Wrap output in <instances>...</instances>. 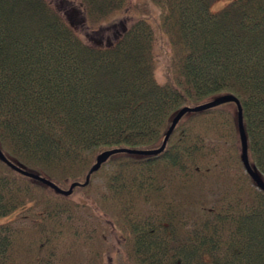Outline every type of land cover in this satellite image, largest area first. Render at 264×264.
<instances>
[{"label":"trees","instance_id":"16d2710c","mask_svg":"<svg viewBox=\"0 0 264 264\" xmlns=\"http://www.w3.org/2000/svg\"><path fill=\"white\" fill-rule=\"evenodd\" d=\"M214 1L139 0L136 16L110 23L128 0H0L4 156L67 189L102 151L156 149L181 108L232 95L264 181V0L212 12ZM61 3L106 39L84 42ZM154 25L170 48L162 83ZM209 140L229 147L218 155ZM99 171L98 210L124 232L130 264H264V192L241 162L235 103L187 112L163 151L113 154L89 183ZM86 186L61 195L0 160V217L16 212L0 224V264H102L101 247H83L110 225L87 232L72 216V194ZM22 210L28 225L14 224Z\"/></svg>","mask_w":264,"mask_h":264},{"label":"rangeland","instance_id":"374dc122","mask_svg":"<svg viewBox=\"0 0 264 264\" xmlns=\"http://www.w3.org/2000/svg\"><path fill=\"white\" fill-rule=\"evenodd\" d=\"M138 1L139 0H128L126 10L125 9L119 10L118 12L114 13L113 16L109 17V20L111 21L110 23L118 22L119 20L126 18L128 15L136 16L137 12L134 10L133 6ZM228 2L229 0H216L212 4H210V11L217 12L221 10L223 7H225L228 4ZM60 6L63 7L62 10H65L67 12L66 13L67 20L78 31V34L80 35V37L83 39L84 42L88 44H95L99 42L100 39L103 40L106 39V36L102 38L99 29L97 31L90 32V28L82 25L83 23L82 14L79 12V10H77L75 6L67 7L65 3H61ZM108 21L104 20L102 25L104 26L108 24ZM154 28H155V36L153 42L154 75L156 81L158 83H162L164 81V75H163L164 64L166 62V56L170 53V48L164 35L157 29L155 25ZM210 143H211V147L213 148L220 147V151L218 152V155L222 153L224 154L227 148L229 147L227 141L224 143L215 140H209L207 144L210 145ZM214 179H216V177L211 176L209 180L214 183ZM219 180L221 182L222 178L220 177ZM213 186L215 187V185ZM215 190H218V187ZM105 197H106L105 178L104 175L102 174V171L98 172V174L91 180L88 186L84 188H77L76 191L72 194V199L74 200V202L77 203L76 209L72 214V216L77 221V225L79 226V229L81 227L82 229L87 227V232H89L93 228L96 229V231H101L103 230L101 229V227H104L103 225L105 223H108L110 225L109 228H105L103 231L97 233L98 234L97 243H95L94 241V246H90V247L84 246L83 251L87 250L86 252H88L89 249L93 248V250H95L98 249V247H101L103 252L102 264H130L129 254L125 247L126 241H125V236L123 235L124 232L121 229L115 227L114 225H113L114 227L111 226L112 218L107 212L103 210L102 211L98 210L99 203H101L102 200L106 199ZM211 197L213 196H210V198ZM29 212H30L29 210L20 211V213L18 214L19 218L16 220V222H14V224L17 223V224L28 225L30 222L28 217ZM15 214L16 212L7 216H1L0 224L1 223L3 224L8 220H10L11 218H13ZM83 231L84 230H82V232ZM98 241L100 242V244H98ZM63 256L66 257V261L70 258L67 251Z\"/></svg>","mask_w":264,"mask_h":264},{"label":"water","instance_id":"95a60500","mask_svg":"<svg viewBox=\"0 0 264 264\" xmlns=\"http://www.w3.org/2000/svg\"><path fill=\"white\" fill-rule=\"evenodd\" d=\"M227 102H233L236 105L237 108V129H238V136H239V142H240V146H241V162L242 165L244 167L245 172L249 175V177L252 179V181L254 182V184L256 185V187L264 192V181L263 179L260 177L259 173L257 172L256 168L251 166L249 163V159H248V153H247V137L245 134V130H244V126H243V120H242V108L241 105L238 101V99L232 95H221L218 96L212 100H209L205 103H202L200 105H197L195 107H183L181 108L172 118L171 124L168 127L161 145L156 148V149H152V150H132V149H126V148H113V149H108L105 151H102L101 153H99L96 156L95 162L93 163V165L90 167L84 182H72L69 184V187L67 189H61L60 187H58L54 182L50 181L49 179L23 170L22 168L14 165L12 162H10L2 153V151L0 150V160L2 162H4L5 164H7L10 168H12L14 171L30 177L34 180H37L41 183H43L44 185L50 187L51 189H53L55 192L61 194V195H70L73 191V188L76 186H86L89 183V175L95 171H97L101 165L103 163L106 162V160L113 154L116 153H131V154H137V155H155L160 153L161 151H163V149L166 146V143L168 141V138L170 136V134L172 133V131L174 130L176 124L178 123V121L183 117L184 114H186L187 112H198V111H203L215 106H218L220 104H224Z\"/></svg>","mask_w":264,"mask_h":264}]
</instances>
